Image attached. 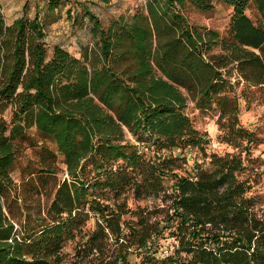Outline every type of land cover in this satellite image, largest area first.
I'll return each mask as SVG.
<instances>
[{"label": "trees", "instance_id": "obj_1", "mask_svg": "<svg viewBox=\"0 0 264 264\" xmlns=\"http://www.w3.org/2000/svg\"><path fill=\"white\" fill-rule=\"evenodd\" d=\"M219 1L232 9L225 34L188 19L215 0H147L109 27L85 6L95 44L80 57L62 45L50 54L40 18L72 0H38L35 17L12 24L0 12V264H264V195L245 176L257 143L234 91L264 87V0ZM190 101L218 111L236 153L204 166L209 141ZM26 138L41 144L39 170L28 165L19 184ZM187 149L204 163L189 169L175 154Z\"/></svg>", "mask_w": 264, "mask_h": 264}, {"label": "rangeland", "instance_id": "obj_2", "mask_svg": "<svg viewBox=\"0 0 264 264\" xmlns=\"http://www.w3.org/2000/svg\"><path fill=\"white\" fill-rule=\"evenodd\" d=\"M30 1V7L26 10V5ZM38 0H0V12L3 14L6 22L12 24L16 19L21 18L26 13L29 18L35 17L36 5ZM147 4V0H111L109 4L101 3L99 0H72V2L65 4L62 8L55 11L53 15L48 17L46 8L40 13L41 20H44L47 31L46 43L49 53L52 54L55 45H62L69 50L73 55L80 57L85 48L92 47L95 44L91 28L93 27L90 16L87 14L85 6H87L92 14L98 17L104 27H109L111 23L120 20L121 18H130L137 11L142 10ZM41 5L45 6L44 2ZM216 8L214 11L207 14H200L197 12H189L188 19L190 24L198 26H206L213 28L225 34L231 20L232 9L221 4L219 0H215ZM254 18V11L247 12ZM48 18V19H47ZM218 52V50H216ZM234 80V79H233ZM234 91L239 96V120L241 126L249 130L254 137L257 145L252 147V153L248 157V168L245 176H251L254 184L253 193H261L264 195V87H251L246 83H241L236 86ZM11 108L6 109L7 117L11 116ZM186 113L193 120L195 126L206 133L209 146L206 149L208 160L205 161L204 166L207 167L209 163V156L213 153L225 155L227 153H236L237 150L226 143L218 125V111H201L195 107L193 102H189ZM30 138L34 137L40 142H44L40 138L35 129H30L27 132ZM128 139L131 136L127 134ZM27 138L23 143V150L18 155L17 168L13 173L14 179L21 184V172L30 165L29 170L38 172V154L41 151V144L32 146ZM49 148L55 149L54 145L48 142ZM176 155L186 156L188 158V168L197 163H204V153L199 150L187 149L184 151L176 150ZM245 156V155H243ZM60 158L59 166L65 170V166ZM61 169V170H62ZM65 177L63 171L59 173L56 179H52L43 190L51 193L57 186L58 182ZM167 184H172L168 182ZM23 192L26 190H22ZM35 198H38L36 195ZM46 195L42 196L44 207L50 202ZM151 201H143L139 203H131L132 208L136 206L144 208L151 206ZM172 240L162 241L165 251L170 246ZM71 246L69 247V250Z\"/></svg>", "mask_w": 264, "mask_h": 264}]
</instances>
